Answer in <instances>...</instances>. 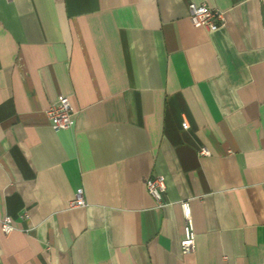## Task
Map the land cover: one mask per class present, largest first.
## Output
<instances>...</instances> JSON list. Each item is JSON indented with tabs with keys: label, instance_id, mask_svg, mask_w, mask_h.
Segmentation results:
<instances>
[{
	"label": "crops",
	"instance_id": "crops-1",
	"mask_svg": "<svg viewBox=\"0 0 264 264\" xmlns=\"http://www.w3.org/2000/svg\"><path fill=\"white\" fill-rule=\"evenodd\" d=\"M0 211V264H264V0H0Z\"/></svg>",
	"mask_w": 264,
	"mask_h": 264
},
{
	"label": "built area",
	"instance_id": "built-area-1",
	"mask_svg": "<svg viewBox=\"0 0 264 264\" xmlns=\"http://www.w3.org/2000/svg\"><path fill=\"white\" fill-rule=\"evenodd\" d=\"M12 1V0H7ZM189 19L195 27H202L209 31H216L224 23V12L220 9L210 7L206 4L189 5ZM46 114L56 131L71 129L74 125L73 110L68 97H61L50 105ZM183 128H189L188 123L183 124ZM201 156L209 155V150L205 147L199 151ZM148 193L157 202L159 207L164 206V193L166 191V179L163 176L150 177L145 181ZM84 193L80 190L76 196L73 206H85ZM185 218L184 239L181 247L184 253L193 252L196 248V231L192 217V210L189 202L182 203ZM15 230L14 220L6 215L2 216L0 211V233L5 236L12 234Z\"/></svg>",
	"mask_w": 264,
	"mask_h": 264
}]
</instances>
